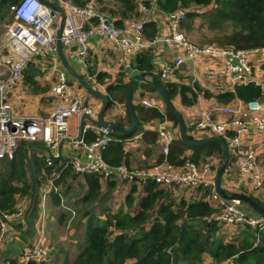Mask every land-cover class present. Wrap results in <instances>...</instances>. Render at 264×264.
<instances>
[{"label":"trees","instance_id":"16d2710c","mask_svg":"<svg viewBox=\"0 0 264 264\" xmlns=\"http://www.w3.org/2000/svg\"><path fill=\"white\" fill-rule=\"evenodd\" d=\"M18 0H0V20L6 10ZM75 5L81 6L86 0H71ZM150 0H97L100 11L109 15L114 25L120 27L127 20L137 17V3L148 7ZM156 5L162 12L182 7L187 10L184 27L189 30L191 22L201 17L207 29L213 34L208 40L221 47L234 49H251L264 47V0H156ZM193 6L208 7V10L198 13L191 9ZM149 24V25H146ZM144 33L154 38L156 25L153 21L143 24ZM148 52L135 56L133 67L141 71H150L151 62ZM39 66L29 63L23 74L22 81L31 87L33 93L42 92L37 77L42 75ZM264 69V62L261 65ZM106 86L108 107L114 101L125 104L127 82H124L125 72ZM105 73L96 74L97 82H102ZM158 79V78H157ZM159 80V79H158ZM168 98L171 100L176 94L180 96L182 105H193L199 94L206 98H215L220 103H230L233 100L243 102L253 101L264 97V82L253 81L235 84L229 90L212 93L199 87L197 83L191 86L177 87L172 83H162ZM155 91L154 87L149 86ZM132 109L139 121L137 130L128 136H121L118 132L110 133L111 140L101 149L102 160L110 166L123 164L128 167L129 154L125 149V141L133 137L140 128V123L149 120L167 118L175 127L177 120L165 107L164 112L155 107L132 105ZM129 124L132 123L126 109ZM115 125L123 127L122 122L115 121ZM187 131V128H186ZM99 134L88 131L85 135L87 142L94 140ZM155 131H143L142 139L145 143L156 142ZM190 140L194 138L187 134ZM33 151L29 157L33 175L26 164L23 150ZM38 148H43L41 142H22L11 159H0V222L4 214H11L16 208L20 197L27 196L32 201V214L37 210L38 189L46 176H56L53 182L60 189L53 190L50 195L58 205L60 196L68 192L70 186L77 179L67 159L60 157L52 165L47 166L45 157L40 155ZM190 150V154L185 153ZM210 156L221 157V146L216 142H207L195 147L186 146L179 137L173 139L169 145L168 153L157 157V162L166 160L171 165H183L189 161L195 166L207 163ZM230 163L229 154L225 169ZM219 164L217 165L218 168ZM216 168V170H217ZM42 170V172H41ZM44 172V173H43ZM83 184L86 187L82 197L84 210L81 217L85 226V236L81 248L71 259L65 256L62 264H200L203 255L208 254L214 262L221 264L230 261L232 264H264V231L256 232L250 227L242 229L239 237L232 241H222L214 238L217 225L207 218L214 208L202 200L178 204L170 200L167 193L151 180L144 184L145 195L138 204L134 205L135 197L132 195L135 185L126 197V205L132 209L131 213L119 209L117 213L109 212L104 217L86 210L101 196L100 175L97 173L82 174ZM80 187L82 188L81 183ZM109 189L107 200L112 196L114 181H107ZM75 194V193H74ZM60 195V196H59ZM254 199V198H253ZM264 206L263 202L254 199ZM86 206V207H85ZM2 216V217H1ZM148 225V226H147ZM27 264H35L30 261Z\"/></svg>","mask_w":264,"mask_h":264},{"label":"built area","instance_id":"2783aa9c","mask_svg":"<svg viewBox=\"0 0 264 264\" xmlns=\"http://www.w3.org/2000/svg\"><path fill=\"white\" fill-rule=\"evenodd\" d=\"M46 1L59 5L65 11L60 36L59 12L41 0H18L11 6V20L5 25L4 37L0 43V159H11L22 142L41 140L46 165L50 166L60 158L56 152L59 143L67 140L81 146L87 156V161L83 165L75 158L66 161V164H69L77 174L97 173L100 175V180L105 181L114 177L138 187H143L148 179L156 184L177 186L195 181L194 172H177L169 167L166 160L153 164L147 169L129 168L123 164L110 166L105 163L100 151L111 140V135L106 129L97 125L96 110L77 93L76 87L67 79L65 70L59 67L58 43L67 45L74 60L85 63L88 55V40L92 34L103 35L108 41L120 46L124 55L136 50L138 45L128 37V33L133 31L140 35L141 26L149 20L145 14L155 6L156 0H150L148 7L140 2L137 3L138 17L139 14L141 17H133L129 19L128 24L120 27L114 25L113 19L112 25L105 23V16L109 15L100 11L95 0H86L81 6L75 5L71 0ZM186 12L187 10L182 7L168 11L166 17L168 34L164 37L152 38L150 44L161 43L181 48L190 58L222 59L224 61L222 73L231 87L250 81L259 83L254 77L255 71L250 59L261 57L264 60V47L238 50L221 47L215 43L198 45L191 41L183 30L182 22ZM182 62L183 56H178L172 66L160 70L161 77L167 78ZM29 63H35L41 71L50 70L49 74L53 76L50 86L52 106L46 115L16 114L10 103L12 92L22 81ZM141 104L145 107H153L145 99ZM261 109L264 110V97L246 102L240 118L218 121L208 116L192 125V130L196 133H209L222 138L226 143L230 159L227 169L233 168L234 176L239 179L250 178L256 188L264 185V178L258 167L256 151L243 147L241 136L248 128V112L251 110L257 112ZM70 118L75 120L74 134L69 133ZM256 124L260 127L264 126L261 120L256 121ZM88 131H95L99 135L87 142L85 135ZM157 136L162 143V153L166 155L175 136L166 129L159 130ZM140 137L141 133L137 132L127 141H135ZM187 163L193 166L192 163ZM201 169L203 174H208L210 164L207 162ZM44 174L45 178L40 184L41 201L53 190L60 189L53 182L58 175L49 177ZM200 183H203L208 190V194L200 200L214 208L213 213L207 218L208 221L217 226L225 224L234 228L250 227L256 232L264 231V214L245 212L239 208L241 201L227 200L219 196L215 190L214 177L208 179L203 175ZM11 214L3 215L0 222L1 229H4L5 220ZM46 255V250L36 243L23 254V264L30 261L35 264L41 263L46 259Z\"/></svg>","mask_w":264,"mask_h":264},{"label":"crops","instance_id":"0c3cea01","mask_svg":"<svg viewBox=\"0 0 264 264\" xmlns=\"http://www.w3.org/2000/svg\"><path fill=\"white\" fill-rule=\"evenodd\" d=\"M96 1L97 0H95V2ZM97 6L100 9V5H98V3ZM198 8L199 6L191 7V9L196 11H198ZM146 15L149 19L146 23L153 21L156 25V32L154 34V37H164L168 34L169 29L166 21L167 12H162V10H160L159 7L155 4V6H153L149 13H146L145 16ZM140 17L141 14H139V17L137 16V18ZM184 22L185 19L182 22V27L186 32ZM128 23L129 20L126 21V23H123V25ZM128 37L132 39L138 45V47L128 55H124L120 46L108 41L103 35L92 34L88 40V55L85 63L74 60L67 45L61 44V46L74 72L83 77L85 81H87L103 95H107L106 86L109 83L113 82L115 78L119 77V73H121L122 71L125 72V76L123 79L124 82L127 83L131 79L132 75L140 72H145L133 67L135 56L142 52L149 53L151 58L150 72L154 73L162 83L169 82L177 85V87L181 85L191 86L192 83H197L200 88L208 90L212 93H216L221 90H229L232 88V85H229L227 79H225V77L223 76L222 70L224 61L222 59L190 58L187 56V54L184 53L181 48L167 46L161 43L150 44L152 38H149L145 35L143 25L140 29V35H137L135 32L130 31L128 33ZM178 56H183L182 64L172 70L167 78H162L160 75V70L166 66H172ZM57 57L59 59L58 53ZM250 60L254 68L253 71H255L254 77L259 83L262 84L264 82V69H262L261 65L264 60L261 57H251ZM127 65H129L133 69L130 75L126 72V68L128 67ZM59 67L64 69L61 61ZM47 72V74L51 73L50 70ZM65 72L70 84L76 87L77 93L82 96L85 99V102L93 107L98 113L100 99L88 93L77 82V80L72 77V75H70L66 70ZM99 73L106 74L102 82H97L96 80V74ZM45 77L46 75L45 73H43L41 78L43 79ZM146 79L149 80L150 77H146ZM22 83L23 81H21L17 85L11 95L10 103L13 107L14 112H16V114L24 115H46L49 112L50 108H46L41 104V102L44 99V95L51 98L50 90L48 92H46L47 90H43L42 92L40 91L37 93H32L33 95H29L26 93ZM149 86L151 85L145 81H139L133 86L131 96L132 105L143 106L141 102L143 99H145L148 100L153 105V107L158 108L160 111L164 112L165 105L160 95L156 90H152ZM171 102L182 116L184 124L187 128V134L191 135L194 139L213 136L209 133L204 134L194 132L192 130V125L195 122L201 121L208 116L218 121L237 119L240 118L242 112L245 110L246 105V102L240 100H233L230 103H220L215 98H206L202 94H199L197 96L196 102L190 106L182 105L180 96L178 94H176L171 99ZM104 118L114 124L115 121H120L122 122L124 128H128L132 124H129L127 120L125 105L119 101H114L111 106L107 107V110L104 113ZM247 120L249 123L248 128L246 132L241 136L242 145L245 148H250L256 151L258 167L260 173L264 178V126L260 127L258 124H256V121L261 120L263 121L264 125V110L261 109L257 112L253 110L249 111ZM68 129L70 134H74L76 131L75 120L73 118H70L68 121ZM161 129L169 130L174 134L175 138L178 137V127H175L171 120L164 118L162 120L154 119L146 121L144 123H140L138 132L141 133V137L135 141H125L124 146L127 153L129 154V168L147 169L153 164L161 163L156 161L157 157L162 154V143L160 139L157 137L156 142L153 144L145 143L142 139L143 131L150 130L157 133ZM35 142L42 143L41 140ZM43 150L44 149L42 148H38V151L35 150V152H39L40 155L43 156ZM32 152V150L31 152L27 151L29 157ZM56 152L60 157L67 160L70 158H75L81 165H83L87 161V156L84 149L81 146L75 145L74 143L67 140L59 143L58 147L56 148ZM185 153L189 155L190 150H186ZM187 162L189 161H186L181 166L171 165L168 162L167 163L169 164V167H172L177 172H194L196 177L195 181L189 182L182 186L171 184H157L160 189H163L167 193V196L170 198V200L175 201V203L177 204L182 200L190 202L193 200H200L205 197L208 194V190L203 183H200V178L205 175L206 178L212 179L213 177L215 178L216 175L215 171L218 165L216 156H210L209 158H207V162L210 164V170L208 174H203L201 169L202 165L191 166ZM234 174L235 171L233 170V168H228L224 171L221 178V185L224 189L233 192H243L245 194L251 195L254 199L264 203V185L260 188H256L250 178L239 179L235 177ZM76 175L77 179L74 183H81V191H83L82 195H84L86 187L83 184L82 174L76 173ZM49 177H52V175H49ZM111 180L114 181V187L112 188L111 205L108 204L109 212L115 214L119 209L128 211L130 208L126 205V197L130 194L133 188V184L127 183L124 180H117L114 177ZM100 181L101 192H104L108 188V180ZM72 184L73 183H71L70 181L68 186H72ZM41 192L42 188L39 186L37 193L39 200L36 206L37 210L34 214H32L31 199L27 196L20 197L16 203L14 212L5 220L4 229L0 228V264H23V254L36 243H39L46 250L47 254L46 259L38 264L63 263L66 255H64L61 263L58 262L60 259L54 260L53 258V256H56L54 252L56 250L55 243L57 240L55 241V238H57L59 241H65L67 240V237L71 238L76 234L77 231L75 227L70 228V224H72V219L74 218L76 212L71 207H68L65 202L72 201L74 196L79 197L81 195L76 196L75 194L70 195L68 193L61 196L59 195L60 200H58L59 203L58 205H56L50 193L45 196L43 201H41ZM132 195L135 197L134 205L138 204L142 196L145 195L144 187L135 186ZM246 205L247 204L241 202L239 204V208L248 213L255 212L249 209V206L246 207ZM131 211L132 209H130L129 212L131 213ZM82 221V226L84 228L83 233L85 236V220L82 219ZM217 228L218 229L215 232L214 238L222 240L224 242L237 239L239 237L240 231L244 229L234 228L225 224H220L217 226ZM53 229L56 236L53 234ZM65 230L66 233H64ZM81 232V229L78 230V233ZM75 240L77 241V239ZM75 240L70 239L69 241L75 242ZM58 248L68 250V245H60ZM52 252L53 255L51 254ZM200 264L217 263L214 262L208 254H204L203 260ZM225 264L232 263L228 261V263L226 262Z\"/></svg>","mask_w":264,"mask_h":264},{"label":"water","instance_id":"95a60500","mask_svg":"<svg viewBox=\"0 0 264 264\" xmlns=\"http://www.w3.org/2000/svg\"><path fill=\"white\" fill-rule=\"evenodd\" d=\"M41 1L44 4H46L47 6L51 7L52 9H55L59 12L61 19H60V23H59L58 32H59V36H60L61 32H62L63 25H64V19H65L64 9L62 7H60L59 5L53 3V2H49L46 0H41ZM105 18H106L105 23H107L108 25H112V18L109 16H105ZM57 53H58L59 59L61 61L62 66L64 67V69L70 75H72V77H74L77 80V82L88 93H90L91 95L100 99L101 107L99 108L98 113H97L96 123L101 128L106 129L109 133L118 132L119 135H121V136H128V135H132L137 130V128L139 127V121H138V119H137V117H136V115L132 109V102H131L132 89H133V86L136 83H138L139 81H145V82L149 83L158 92V94L160 95L165 107L176 118L177 126H178V137L186 146L195 147V146L207 143V142H216L221 146L220 162H219V166L216 170V175H215V190L218 193V195L224 199H227V200L236 199V200H239L241 202H244L248 206H250L252 208V210H254L255 212L260 213V214H264V206H261L260 204H258L253 199V197L251 195L245 194L243 192L228 191L222 187L221 178H222V174L224 173L225 165H226V161H227V146H226L225 141L222 138L217 137V136H211V137H206V138H201V139L190 140L187 137L186 126L184 124L182 116L176 110V108L173 106L171 100L167 96V93H166L163 85L159 82V80L157 79V77L154 73H152L150 71H145V72H140V73H136V74L132 75L131 79L127 83L126 92H125L126 109H127L128 115L132 121V124L128 128L119 127V126L115 125L114 123L107 121L104 118V113L107 110V107L109 105L106 96L103 95L102 93H100L97 89H95L87 81H85L83 79V77H81L80 75H78L74 72V70L72 69L69 61L67 60V58H66V56L62 50V46H61L60 42L57 45ZM132 71H133V69L131 67L126 68L127 74L130 75L132 73ZM146 77H150V79L147 80ZM23 153H24V157L26 160V164L28 165V169L30 171V175L32 176L33 171H32V168L30 166V160H29V156L27 153V146H25Z\"/></svg>","mask_w":264,"mask_h":264},{"label":"rangeland","instance_id":"374dc122","mask_svg":"<svg viewBox=\"0 0 264 264\" xmlns=\"http://www.w3.org/2000/svg\"><path fill=\"white\" fill-rule=\"evenodd\" d=\"M206 10H208V7H204V6H199L198 8V13H202V12H205ZM11 20V7L8 8V10H6L5 14H4V17L3 19L0 20V43L3 39V34L5 33V24L8 23L9 21ZM186 32L185 34L191 39L193 40L194 42H196L198 45H203V44H210L208 42V40L212 37V33L206 28L203 20L201 17H196L194 18V20L191 22V26L189 27V30L185 29ZM49 70H43L41 71V73H45L46 77L45 78H41L42 75H39L38 78V81H39V85L41 88H44V91L48 92L50 90V82L52 83V78L53 76L51 74H47ZM23 87L25 88V91L27 94L29 95H33V91L31 89V87H29L26 83H22ZM23 88V89H24ZM100 88V87H99ZM44 94V93H43ZM49 94V93H48ZM44 99L42 100L41 104L44 105L46 108H51L52 106V99L49 97V96H43ZM99 108L101 107V101L99 100ZM217 157V161H218V164H219V157ZM139 166H143V165H139ZM82 192V193H81ZM108 192H109V189L107 188L106 191L104 192H101V196L99 198H97V200H95V202L92 204H88L86 205V210L98 215V216H102L104 217L103 215L106 214L107 211V208L108 207V204L111 205V197L109 196V198L107 200H105V198L107 197L108 195ZM68 194H74L76 196H79V197H73V200L72 201H66L65 203L67 204L68 207H71L73 210H75L76 214L74 216V220L72 219V224H70V228L72 227H75L76 229V234L71 237V238H68L67 237V240L65 241H59L57 238H55V247H56V250H55V257L53 256L54 260H58L60 259L58 262L61 263V260L63 259L64 255H67V257H69V259L72 258V256L81 248L82 246V243H83V237H84V228L82 226L83 224V221L81 219V214L84 210V206H82V198L84 195L83 194V191H81V187L79 184L77 183H73L72 186H70L68 192ZM107 194V195H106ZM244 203V202H243ZM246 204V203H244ZM246 207H248V205H246ZM249 209L252 210V208L249 206ZM82 230L81 233H78V230ZM54 229H53V234H54ZM64 233H66V230L64 231ZM55 235V234H54ZM56 236V235H55ZM54 236V237H55ZM77 239V241L75 239ZM70 239L72 240H75V242L73 241H69ZM68 245V250H64V249H59L58 247L60 245L64 246V245ZM66 253V254H65ZM53 255V252L51 253ZM51 255V256H52ZM226 262V261H225ZM224 263V262H223Z\"/></svg>","mask_w":264,"mask_h":264}]
</instances>
